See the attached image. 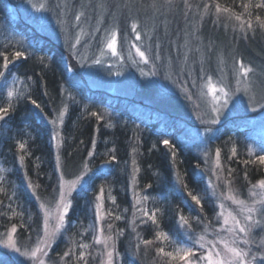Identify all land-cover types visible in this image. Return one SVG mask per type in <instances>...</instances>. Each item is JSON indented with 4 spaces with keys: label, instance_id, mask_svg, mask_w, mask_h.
Here are the masks:
<instances>
[{
    "label": "trees",
    "instance_id": "trees-1",
    "mask_svg": "<svg viewBox=\"0 0 264 264\" xmlns=\"http://www.w3.org/2000/svg\"><path fill=\"white\" fill-rule=\"evenodd\" d=\"M94 1L82 0L80 6L84 11L90 10ZM100 1L108 6V16L122 21L123 28L137 19L143 31L158 39L159 46L168 52L166 55L174 57L189 39L187 46L191 53L203 42L204 56H210V63L219 58L241 60L264 73V30L255 22L256 15L264 19V9H250L253 29L245 25L244 31L240 30L238 21L228 18L230 14L215 12V5L219 3L222 8L244 13L247 20L249 17L242 7L247 0H187V7L184 0H173L167 7L165 0ZM12 2L0 0V52L19 50L26 58L15 60L10 56L9 67L4 69L0 57V73H3L0 75V107L9 108L5 118L0 120V158L9 146L12 156L6 166L8 171L0 170V178L5 179L0 181V232L15 226L21 243L34 242L40 236L42 216L26 191L24 180L31 182L39 198L50 199L57 194L60 178L51 122L64 110L60 149L64 175L72 179L86 167L92 177L73 196L67 227L53 247L50 261L84 264L78 261L83 251L87 264H101L102 249L94 242L93 232L96 197L103 188V228L109 234L108 225H112L110 234L119 252L129 259L134 255L135 264H175L158 253L159 248L170 251V247L162 238L157 239V232L182 236V216L187 221L190 219L188 223L192 226L190 214L202 222L213 221L216 214L206 183L210 176V159L204 156L197 135L189 133L177 117L166 111L136 98L93 90L76 75H71L66 66L67 56H70L66 48L24 21L21 14L13 16L9 9ZM122 3L126 8H119ZM153 4L160 9L157 16L150 14ZM205 4L210 6L207 14ZM188 31L192 33L189 35ZM10 34L13 40L6 38ZM199 58L190 60L195 62ZM13 78L25 80L28 86L29 96L18 102L6 99L8 82ZM242 124L241 119L234 118L218 126L215 140L210 142L212 150L220 152L225 178L238 187L249 186L264 177L263 166L247 155L250 152L245 142L242 145L248 151L232 145L234 137L243 130ZM165 140L169 141L168 146ZM20 143L25 144L23 152L19 149ZM233 148L236 155L229 151ZM16 192L23 204L15 203ZM190 192L200 197V205L191 199ZM161 194L166 196L165 201H156ZM136 195H141L139 203H136ZM140 207L147 208L149 214L155 211L157 223L143 217L138 211ZM116 216L120 219H115ZM80 223L92 228L86 239L90 247L85 250L79 248L81 230L85 228ZM143 240L153 243L146 246ZM69 250L72 254L65 255Z\"/></svg>",
    "mask_w": 264,
    "mask_h": 264
},
{
    "label": "rangeland",
    "instance_id": "rangeland-1",
    "mask_svg": "<svg viewBox=\"0 0 264 264\" xmlns=\"http://www.w3.org/2000/svg\"><path fill=\"white\" fill-rule=\"evenodd\" d=\"M98 1L99 0H95L92 8L85 11L80 6L82 0H23L21 2L13 0L9 9L13 16L21 14L24 21L30 23L37 30L66 48L70 54L66 59V66L68 67L69 73L71 75H76L78 80L84 81L91 89L124 96L130 99L136 98L142 100L148 105H152L174 115L189 133L193 132L197 135L204 156L210 159V176L206 179V183L209 195L214 202L215 218L213 221L211 220V222H202L198 220V217L194 216V214L189 215L187 213L193 220L192 226L189 223H183L181 225L182 236H180V233L176 236L166 233L169 237V240L166 242L170 247V251H173L175 247L192 248L193 251L197 253V256H199L204 251V249H200L196 243L199 236L204 235L205 241H215L220 236H228L227 233L219 231L221 223L216 219L217 214L221 211L219 208L220 203L223 202L226 209L234 213L239 212L237 205L232 204L230 200H223L221 197V193L226 195L228 191L224 184L225 180L231 182L229 187L233 193L239 199L245 200L248 206H253V201L259 200L262 195L261 190L258 187L253 188V186L257 185L258 181L264 179V177L244 187H238L230 179L225 178L220 157V167L217 168V151L212 150L210 142L215 140L217 134L216 128L218 126L231 119L237 118L243 121V130H240L239 133L241 134L239 136L234 137L235 143L233 142L232 145L234 147L241 146L242 150H249L250 155L248 152L247 155L253 159H257L259 155H264V73L256 67L246 65L241 60L229 61L228 59L219 58L213 63H210V56H204L203 42H201L200 45H196L194 52L191 53L187 46L189 44V39L181 51L173 54L175 55L174 57L166 55L168 52L159 46L160 43L157 41L158 39L153 36L152 33L145 32V30L143 31L141 26L137 29V33H139L141 38L139 40L136 39V33H133L131 25L133 22L140 25L137 19L131 21L129 25L127 24V26L123 28V25H121L122 21H120L119 18L114 20L113 15L108 16L109 8L106 6V3L104 4L105 7L101 1ZM165 4L167 7V3ZM42 5L43 7H41ZM119 8H126V4L122 3ZM151 12L150 14L157 16L160 14V9L155 7L151 9ZM80 13H83V15L81 16V20L77 22L75 16ZM108 18L111 20L108 21ZM113 28L117 31L116 56H113L105 46L106 36L110 34ZM190 33L192 32L188 31L189 35ZM77 35H79L80 38L79 44L75 42ZM166 37L169 38V35ZM6 38L13 40L14 36L10 34L7 35ZM133 45H136L145 52L146 58L148 59L147 64L136 54V49ZM196 56L200 57L199 60L191 62ZM96 59H99L101 62L99 64L95 63ZM241 62L246 67L253 69V72L249 74V80H245L244 77L237 75ZM201 69H203V71H201ZM208 78H211L213 84L224 87L225 90L229 92L228 97H223L217 93L220 102L215 106L217 109L216 111H213L211 95L208 94L207 88L203 87ZM237 79L241 81L239 86L241 88L240 91H236ZM8 83L6 99L9 102L11 100H17L18 102L29 96L28 86L25 80L13 78ZM246 84L251 85L250 90L247 92L243 90ZM9 92L13 93L11 98L8 96ZM253 96H255V99L251 98ZM224 99L228 100L227 104L223 103ZM253 108H255V110H253ZM58 116L53 120L57 121V123L54 125L52 121L51 124L54 129V136L56 137L54 139L55 153L57 165L59 164L57 170L61 183V173L64 174L60 157L62 145L61 127L63 123L61 124L59 122ZM213 120L216 122L213 123ZM256 140L257 142L255 144L252 143ZM244 142L248 150L245 145H242ZM229 151L232 153V150ZM11 157V146H9L0 158L2 162L0 170L3 171L2 173L8 171V167L6 166ZM58 157L59 161L57 159ZM262 169H264V166ZM77 177L67 179L65 175H63V180L72 181L76 180ZM79 177H82L80 184L74 191L66 196V200L70 202V207L65 217L64 226L57 237L47 247V255L42 257L45 264H60L50 261L51 251L67 227V218L73 206V196L88 184L89 179L92 177V173L84 167ZM0 181H5L4 177H1ZM24 187L36 202L41 213L42 230L40 237H43L45 216L40 208V204L45 203L54 206L58 199L59 189L53 198L42 199L37 197L36 194L34 195L35 191L33 187H30L26 180H24ZM15 188L19 189L17 186H15ZM65 190L67 191V184H65ZM253 191L256 193L255 196L251 195ZM15 195L14 199H16V202H14L17 205L23 204L24 202L21 196L17 192ZM140 199L141 195H136V203L140 201ZM165 199L166 196L161 194L157 196L156 201L164 202ZM97 203L103 204V199L102 201H96L95 214ZM254 206L257 209L261 207L260 204H255ZM101 215L103 216L102 220L97 221L96 218L93 232L94 236L99 235L98 229L103 227V222L105 220L104 204ZM252 216L253 223L259 220L261 224H264V216H261L259 213H253ZM240 219L243 222V216H240ZM48 223L50 227H55L57 223L55 215H53ZM79 225L85 227L81 230L82 239L80 240V244H88L86 239L90 237L89 234L92 233V228L84 223H80ZM10 230L11 229L0 232V263L33 264V261L29 259L28 256L14 252L11 247H5V244L8 243L7 234ZM104 235H108L105 230ZM254 236L255 241L258 242L261 237H264V231L257 227L254 229ZM14 239L17 242V246L20 247L22 251L30 250L37 242L36 240L34 242L21 243L18 241L16 233L14 234ZM97 245L102 249L103 260H106L107 257L104 254V245ZM205 247L207 248L209 245L206 243ZM218 247L222 248L220 245H218ZM240 247H250L252 249V254L257 257L264 255V250L258 249L256 242L250 243L249 245H240ZM109 250H111V242H109ZM116 261H119L120 264H135L136 258L133 255L129 259L124 253L121 254L115 241L113 264H115ZM171 261L175 262V264H183L179 259ZM200 264H206V262L200 261Z\"/></svg>",
    "mask_w": 264,
    "mask_h": 264
},
{
    "label": "snow or ice",
    "instance_id": "snow-or-ice-1",
    "mask_svg": "<svg viewBox=\"0 0 264 264\" xmlns=\"http://www.w3.org/2000/svg\"><path fill=\"white\" fill-rule=\"evenodd\" d=\"M165 2L169 5L173 3V0H165ZM185 6L187 7V0H184ZM43 7V5L41 6ZM152 7H156L155 4L152 5ZM242 7L245 10V13H247L249 19H244V13H237L235 11H232L228 7L222 8L219 3L215 5V12L217 15L220 13L230 14L228 16L229 19H234L239 22V27L241 31H244L245 25L248 29H253V21L251 19L252 12L250 9L256 8V9H264V0H257V2H253V0H247V3H243ZM210 9V6L205 4L204 5V12L205 14L208 13ZM83 13L77 14L75 16V20L79 22L81 20V16ZM255 22L258 25V27L262 30H264V19L261 18L260 15L255 16ZM139 25L136 22H133L131 25L133 33H136V39L139 40L141 37L139 33H137ZM99 30V29H97ZM83 34V33H81ZM76 44L80 43L79 35L76 37ZM106 48L111 52L113 56L117 55V31L115 28H113L106 36ZM133 47L136 49V54L140 57V59L147 64L148 59L146 58L145 52L142 51L139 47L136 45H133ZM12 56L15 60H19L22 57H25L24 52L22 51H15V52H0V57L3 58V68L7 69L9 67L10 59L9 57ZM26 58V57H25ZM101 61L99 59L95 60V63L99 64ZM203 71V69H201ZM253 72V69L250 67H246L242 62L239 64V70L237 75L244 77L245 80H249V74ZM0 75H3V73H0ZM237 88L236 91H240L241 88L239 87L241 84V81L237 79ZM204 88H207L208 94L212 97V105H213V111H216V105L220 102L219 97L217 93H219L223 97H228L229 92L225 90L224 87L217 86L216 84H213L211 78H208L206 83L203 85ZM251 85L246 84L244 86V91L247 92L250 90ZM13 93L9 92L8 96L11 98ZM252 99H255V96L251 97ZM224 104L228 103L227 99H224ZM33 104L37 108L40 107L39 104H37L35 101H33ZM255 110V108H253ZM9 111L8 107H0V120H3L5 116L7 115ZM94 116H96V113H93ZM63 117H64V111L59 112L58 120L62 124L63 123ZM99 119V116H97ZM213 123L216 121L213 120ZM57 121H53V124L55 125ZM58 135V134H57ZM56 138L55 136L53 137ZM164 144L166 146L169 145V141L165 140ZM19 149L23 152L25 149V144L20 143ZM232 154L236 155V149H232ZM217 157V168L220 167L219 165V157L220 152L217 150L216 152ZM59 161V157L57 158ZM20 161L23 164L24 156H20ZM257 162L264 166V155L257 156ZM246 163H248L246 161ZM59 168V164L57 165ZM136 171H139L136 169ZM231 172V170H229ZM63 173H61V183L59 185V194L58 199L55 202L54 206L50 204L41 203L40 208L44 212L45 221H44V236L40 237L38 236L37 242L34 247H32L30 250L22 251L20 247L17 246V242L14 239V234L16 233L17 229L15 226H13L10 230V232L7 234V240L8 243L5 244V247H11L14 252L19 253L20 255L28 256L29 259L33 261V264H45L43 256L47 255V247L50 245V243L57 237V235L61 232V229L64 226L65 223V217L67 215L68 209L70 207V202L66 200V196L69 195L72 191H74L77 186L80 184L82 177H77L76 180L72 181H64L63 180ZM230 181L225 180L224 184L225 187L228 189L227 194L221 193V197L223 200H230L232 204L237 205L239 212L234 213L231 210L226 209V206L223 202L220 203L219 208L221 211L217 214L216 219L221 223L220 232H225L228 234L227 237L220 236L215 241H205V236L201 235L197 238L196 243L198 244L200 249H204V251L197 256V253L193 251L192 248H182V247H175L173 251H165L163 247L158 249V253L162 254L163 256H166L170 258V260H177L183 262V264H200V261L206 262V264H264V255H261L260 257H257L256 255L252 254V249L250 247L244 248L240 247V245H249L250 243L256 242V246L258 249L264 250V237H261V239L257 242L255 241L254 236V229L259 227L262 231H264V224H261V221H255L253 223V213H259L261 216H264V179H261L258 181L257 185H254L253 188H259L262 192V195L259 200L253 201V206H248L247 202L243 199H239L231 190L229 187ZM65 184H67V191L65 190ZM29 186L32 187L31 182L29 183ZM38 187V186H37ZM185 187H187L185 185ZM101 195L96 197L97 201H102L103 199V188H101ZM35 195V193H34ZM191 196V199L195 202L196 205L201 204V199L197 195L189 193ZM252 196H255L256 193L253 191L251 192ZM148 197H143V200H147ZM113 203H115V199L113 198ZM139 203V201L137 202ZM260 204L261 207L257 209L254 205ZM103 208L102 203L96 204V218L97 221H100L103 219V216L101 215V211ZM138 211L141 212L143 217H147L148 220H151L153 224L157 223L156 219V212L152 211L151 214H149V210L145 207H140ZM203 211V209H201ZM15 215V213H13ZM55 215V218L57 220V223L55 227H50L48 221ZM110 215V213H109ZM240 216H243V222L240 219ZM115 219L119 220L120 217L116 216ZM181 221L185 224L188 223L187 219L185 217H181ZM112 228V225H108L109 234L107 236L104 235V229L103 227L99 228V235H95L93 237L94 242L96 244H103L104 245V254L106 255L107 259L101 261V264H113V257L115 252V239L110 234V230ZM157 239H163L164 241H168L169 237L167 234L163 232H157L156 234ZM109 242H111V250H109ZM142 243L144 245H150L153 243L151 240H143ZM206 243L209 245V247H205ZM218 245L222 246V248H219ZM81 249H88L90 245L81 243L79 245ZM71 250H69L68 253H65V255H70ZM78 261H84V264H87V260L85 259V252L81 251Z\"/></svg>",
    "mask_w": 264,
    "mask_h": 264
}]
</instances>
